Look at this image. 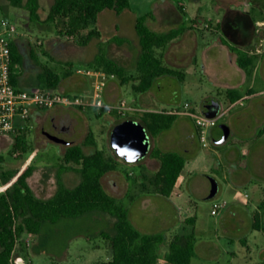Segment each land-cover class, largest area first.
Returning a JSON list of instances; mask_svg holds the SVG:
<instances>
[{
  "label": "crops",
  "instance_id": "1",
  "mask_svg": "<svg viewBox=\"0 0 264 264\" xmlns=\"http://www.w3.org/2000/svg\"><path fill=\"white\" fill-rule=\"evenodd\" d=\"M130 3V10L121 14L115 12V14L117 16H129L135 32L137 20L149 14L152 16L146 20V25L152 31L159 34L179 31V34L166 47L157 49L156 53L169 67L183 71L185 78L184 81H181L173 76H162L156 79L149 90L137 92L134 87L138 82L134 80V73L137 72L136 66L141 52L137 32L135 39L124 38L128 40L126 43L118 44L112 39L109 40L108 43H111L110 46L113 47L111 53L106 51L105 42L102 41V38L95 39L98 50L85 57L82 60L83 63L89 69L104 72L102 69H96L93 66L102 48L108 58L126 69L127 76L133 77L128 83L122 85L115 76L107 75L101 100L103 108L92 107L99 110V116H106L111 122L108 132L109 144L111 131L118 123L127 119L143 123L142 116L138 113L160 112L151 108L157 100L155 95L157 90L162 91L176 80L184 84L188 76L200 72L211 80L217 89L216 94L218 96L223 95L226 101L230 103L225 93L235 91L240 98L236 102L230 103L231 106H244L247 110L243 118L241 139L234 143L230 149H227L224 154L213 151L220 160L217 166L214 159L211 158L213 155L210 157V155L202 154L194 160L191 158L188 160L186 155L191 154L195 142L198 141L199 146H202L198 130L193 126V131H186V138L190 142L185 145L183 156L187 160L176 186L175 195L172 198H165L154 194H140L132 204L147 206L151 203V198H156L155 200L170 205L174 210L173 224H178L177 231L170 237L190 234L193 228L187 226L184 221L194 215L189 214L184 218L179 216L177 208L181 204H177L174 200L178 195L177 191L187 186L193 193L206 197L204 195L208 193L207 180L212 185V178H208L206 175L215 170L221 172L227 182L217 201L222 200L227 192L233 197L227 202L228 205L215 216L217 220L213 225L201 223V220L196 216L194 227L195 256L191 264H264V199L260 200L259 211L250 213L247 211L248 196L242 193V188L247 185L259 186V184H264V147H262L264 141V53H257L261 41L264 39V0H150L146 4L139 3L137 5H133L132 0H130ZM104 12L98 17L97 26L99 30L101 28L100 18ZM115 30L116 32L120 31L118 25L115 26ZM20 38L23 37L17 38L18 46ZM88 46H84V48L86 49ZM240 59L247 61V68H242L239 65ZM69 65L68 70L59 74L61 81L56 91L66 95L79 96L86 102L93 103L95 77L79 75L76 73L78 69L75 70L72 61L69 62ZM22 81L20 77L19 85L21 88H23L21 86ZM34 84L33 87L23 89L28 91L39 89L37 82ZM209 92L211 96L206 99L216 98L213 96L214 90H209ZM121 101H125L127 105L126 117H122L119 111L111 109ZM55 109L59 113L53 118L57 124L56 128L63 129L62 134L69 137L72 134L70 125L75 121L73 114H78L80 111L65 107H55ZM175 109L180 108H174L172 111ZM46 110L49 111L50 109L37 107L31 109V126L37 125V123L41 124L47 116ZM182 116L190 117L187 114L177 115V117ZM174 124H178V120ZM63 126L65 127L62 128ZM186 126L185 121L180 124L182 129ZM90 131L92 130L87 131L81 143H76V140L69 144L68 148L83 145ZM167 131L158 136H151L153 148L145 157L143 166L152 173L157 172L161 167V162L152 157L153 150L158 148L159 143L161 148L158 149L162 151H170L172 147L173 139L172 136L165 133ZM212 131L213 128L210 133V142L214 144ZM236 145L238 148L235 147ZM89 149H91L90 152ZM96 149L98 148L95 146L83 147V151L87 155L93 154ZM242 149L245 151L242 153V157L250 158L249 164L239 163V157H241L239 151L241 152ZM261 185L260 187H264ZM219 191H221V187L218 183L217 195ZM187 204L192 205V200H188ZM129 219H131L130 216ZM130 221L133 224L132 220ZM161 225L163 226L159 228V231H167L169 225L172 224H167L166 219H163ZM137 229L144 234L158 233Z\"/></svg>",
  "mask_w": 264,
  "mask_h": 264
},
{
  "label": "rangeland",
  "instance_id": "2",
  "mask_svg": "<svg viewBox=\"0 0 264 264\" xmlns=\"http://www.w3.org/2000/svg\"><path fill=\"white\" fill-rule=\"evenodd\" d=\"M55 0H40V16L42 20L47 17L51 6ZM150 0H132L133 5L139 3L146 4ZM27 0L23 1L21 7H16L8 0L0 1V18L7 17L16 23L20 32L25 33L27 38L19 39V49L24 57L23 66L21 68V86L23 88L33 87L37 82V76L45 71L51 70L57 75L63 74L65 70L70 68L69 62H73L76 69H89L83 59L94 54L98 49L97 40H92L85 49L68 38H59L50 26L33 22L30 13L26 8ZM131 4V3H130ZM102 41L105 42V49L109 53L113 52V47L108 41L117 39H135L136 32L131 18L129 16H117L112 10H105L100 18ZM118 25L120 31L116 32L115 26ZM42 41V44H40ZM80 59V60H79ZM137 72L134 73L136 77ZM132 77V76H131ZM209 90H214L213 96L218 98L222 105V110L216 119V126H228L231 135L228 141L224 140L223 130L212 131L214 136V144L210 143L208 148L199 146L198 141L193 145V150L188 156L194 160L197 156L213 155L216 166L220 163L219 157L215 156L213 151L224 154L227 149L241 139V128L243 118L246 113L244 106H231L223 95L216 94V88L211 80L205 75L197 73L187 77L183 84L177 80L171 85L165 87L162 91H156V102L151 107L152 110L160 111V113H170L174 108L182 109L185 103L191 105V110L197 114H203V105L208 96H211ZM141 107V105H139ZM78 114H73L75 121L70 125L72 134L69 137L62 134L58 135L59 130L53 118L59 114L55 108L46 110L47 116L37 125L31 126L25 131L26 146L24 149L13 150L15 138L9 136L7 139L0 140V155L3 161L0 163V193L4 191L2 184V173L9 171L23 170L28 166H33L34 171L28 179V184L32 188L34 194L42 199H49L56 193L57 173L62 165V157L66 152L69 144L76 141L81 143L83 137L88 130L94 134L97 148L106 152L115 153L111 150L108 132L111 122L106 116H99V110L88 108L87 110H79ZM150 110V109H149ZM152 112V111H150ZM142 118L144 113H138ZM144 119V118H143ZM142 119V120H143ZM178 120V124L174 122ZM171 125V129L166 134L172 136L171 152L184 155L185 145L190 141L186 138V131H193L195 121L191 117H176ZM186 122V127H180L182 122ZM196 127V126H195ZM148 130V129H147ZM151 140V133L148 131ZM159 143V142H158ZM237 147V145L235 146ZM264 147V141L262 142ZM151 144V149H152ZM158 148H161L160 143ZM156 148V149H158ZM238 148V147H237ZM22 150V151H21ZM160 150V149H158ZM91 149H89V152ZM162 151V150H161ZM239 163L249 164L250 158H243L242 149ZM142 159L133 166H129L123 161L117 166L118 172L112 171L103 177V185L105 190L119 200L124 206L129 208V216L134 226L143 231L158 232L157 234H165L170 236L177 231L178 224H173L174 210L170 205L160 200L151 198V203L146 205L132 204L128 202L127 195H138L140 193L139 184L143 178L142 174L152 175L153 173L143 166ZM186 159V158H185ZM187 160V159H186ZM208 178H215L220 184L221 191L212 200H206L210 194L212 185L207 180L208 193L203 197L190 191L187 186L182 190H178L175 202L179 216L182 218L189 214L195 215L201 220V223L213 225L217 220L211 215L212 206L215 202L230 201L233 195L227 192L222 200L217 201L224 190L227 182L223 174L218 171H212L207 174ZM62 181L67 188L76 187L81 176L75 172H65L62 174ZM255 186L253 184L242 188V193L248 196L249 205L247 211L255 213L258 210L260 200L264 199V187ZM261 186H264L261 185ZM224 187V188H223ZM223 188V189H222ZM192 200L193 204H187L188 200ZM246 200V201H247ZM247 201V202H248ZM166 219L169 229L159 231L163 225L162 221ZM113 227L108 216L101 212H91L83 216L62 219L58 223L52 224L44 222L40 234L38 236L24 235L21 239L22 245H18L14 254V264H95L97 262L106 261L110 258V250L108 243L100 237V233L112 232ZM198 236V235H197ZM200 236V235H199ZM24 244V246H23Z\"/></svg>",
  "mask_w": 264,
  "mask_h": 264
},
{
  "label": "trees",
  "instance_id": "3",
  "mask_svg": "<svg viewBox=\"0 0 264 264\" xmlns=\"http://www.w3.org/2000/svg\"><path fill=\"white\" fill-rule=\"evenodd\" d=\"M8 1L16 7H21L24 0ZM26 8L33 22L50 26L59 38H68L79 46H87L92 40L102 38L97 23L103 11L112 10L121 14L130 10L131 6L130 0H55L45 20L40 16V0H27ZM151 16L152 14H149L139 18L136 24L141 48L136 66L138 75L134 77L138 82L134 87L137 92L149 90L156 79L162 76H173L181 81L185 78L183 71L169 67L156 53L157 49L166 47L179 31L165 34L152 31L146 25V20ZM113 41L118 44L128 42L126 39ZM23 62L24 57L18 44L13 43L12 81L19 87ZM238 63L242 68L248 66L244 59H240ZM93 66L102 69L108 76H115L122 85L133 79L127 76L124 67L108 58L102 48ZM60 81L59 75L51 70L37 77V85L42 89L56 90ZM225 95L230 103L240 98L235 91H227ZM176 117L177 115L172 113L145 112L142 121L151 135L158 136L170 129ZM24 133L25 131L14 137V151L26 146ZM84 146L97 147L91 131L83 145L71 146L66 150L56 175L58 189L49 199L37 197L28 184V179L34 171L33 166L2 173L4 191L0 193V264H14V254L18 245H22V237L26 234L38 236L44 222L55 224L62 219L77 218L95 211L106 214L113 227L110 233H100V237L109 245L111 256L108 260L95 264H191L195 256L196 216L184 221L187 226L193 228L190 234L170 237L165 234L142 233L131 223L129 208L110 195L102 183L104 176L117 170L121 160L112 153L98 149L87 155L83 151ZM152 157L161 162V167L152 175L142 174L140 193H128L129 203L140 194H154L165 198L175 195L176 186L185 168V157L158 149L153 150ZM2 161L3 157L0 155V163ZM67 171H75L81 176L80 183L74 188L64 186L62 174Z\"/></svg>",
  "mask_w": 264,
  "mask_h": 264
},
{
  "label": "built area",
  "instance_id": "4",
  "mask_svg": "<svg viewBox=\"0 0 264 264\" xmlns=\"http://www.w3.org/2000/svg\"><path fill=\"white\" fill-rule=\"evenodd\" d=\"M27 36L19 31L14 20L7 17L0 18V140L7 139L9 136L18 137L28 130L31 127V109L34 107L42 109L65 107L82 111L90 107L103 108L101 100L107 74L102 71L93 69H78L76 71L79 75L95 77L93 103H88L79 96L66 95L56 90L39 88L28 91L14 85L11 69L12 44L16 43L17 38H27ZM257 53H264V39L261 41ZM111 109L119 111L122 117L127 116L125 101H121ZM171 113L175 115L187 114L193 118L203 148L209 147L210 133L216 125L217 118H208L204 114L192 112L189 103H185L182 109H175ZM227 205V201L215 202L211 214L216 216Z\"/></svg>",
  "mask_w": 264,
  "mask_h": 264
},
{
  "label": "water",
  "instance_id": "5",
  "mask_svg": "<svg viewBox=\"0 0 264 264\" xmlns=\"http://www.w3.org/2000/svg\"><path fill=\"white\" fill-rule=\"evenodd\" d=\"M203 114L208 118H217L222 110V105L220 101L216 98H209L204 102ZM56 130V128L54 127ZM223 130L224 140L227 141L230 136V128L228 126H215L213 132ZM117 141L121 147L124 146L126 142L132 141L133 143L129 147H134L139 149L142 154V159H144L151 149V140L148 134L146 126L133 119H127L118 123L111 131L110 134V145L111 141ZM140 159L138 162H140ZM137 162V163H138ZM212 189L210 194L205 198L206 200H212L216 197L218 193V183L215 179H211Z\"/></svg>",
  "mask_w": 264,
  "mask_h": 264
},
{
  "label": "clouds",
  "instance_id": "6",
  "mask_svg": "<svg viewBox=\"0 0 264 264\" xmlns=\"http://www.w3.org/2000/svg\"><path fill=\"white\" fill-rule=\"evenodd\" d=\"M133 142L129 141L124 144L123 147L115 141H111V150L115 153L116 157L126 163L129 166L135 165L140 159H142V154L139 149L134 147H129Z\"/></svg>",
  "mask_w": 264,
  "mask_h": 264
},
{
  "label": "flooded vegetation",
  "instance_id": "7",
  "mask_svg": "<svg viewBox=\"0 0 264 264\" xmlns=\"http://www.w3.org/2000/svg\"><path fill=\"white\" fill-rule=\"evenodd\" d=\"M64 127H65V126H63L62 128H64ZM56 130H57V128H56ZM58 130H59V132H58V135H61V134H62V130H63V129H61V130H60V129H58Z\"/></svg>",
  "mask_w": 264,
  "mask_h": 264
}]
</instances>
